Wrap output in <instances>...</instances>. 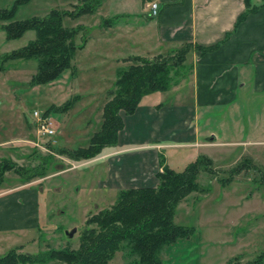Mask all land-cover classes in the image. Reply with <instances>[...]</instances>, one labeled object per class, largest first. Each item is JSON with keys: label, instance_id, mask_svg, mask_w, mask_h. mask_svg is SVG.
I'll use <instances>...</instances> for the list:
<instances>
[{"label": "rangeland", "instance_id": "obj_1", "mask_svg": "<svg viewBox=\"0 0 264 264\" xmlns=\"http://www.w3.org/2000/svg\"><path fill=\"white\" fill-rule=\"evenodd\" d=\"M12 1L0 0V7L9 6ZM82 1L30 0L19 5L15 17L43 15L52 7L73 9ZM124 1L130 5L131 0ZM101 2L92 13L63 19V23L68 26L82 25L76 36L77 43L82 41L83 36L90 38L89 44L78 48L74 54L72 62L76 72L73 75L66 71L59 79L48 84H34L31 83V76L36 70L35 59L14 58L1 63L0 167L6 160L12 166L0 174V191L9 190L14 185L23 189H38V219L41 229L32 227L23 234L18 231L1 232L0 253L14 246L18 247L19 252L64 247L76 249L80 242V230L85 226L86 219L91 213L109 207L117 196L118 189L107 184L108 163L105 164L107 158L115 154L116 144L104 147L103 154L89 159H74L67 153L50 149L47 144L50 140L54 146L71 148L88 144L89 137L99 129L102 121L103 105L108 99L107 90L113 84L116 68L130 62L125 59L127 56L116 60L110 58L137 52L129 45L119 47L115 53L111 48L107 53L100 48L96 41L98 25L105 19L104 16H108L105 20L109 22L112 14L105 12L110 7L109 2ZM119 19L129 21V24H135L138 20L135 14H123ZM34 35L35 31L28 29L21 36L8 39L0 28V55L26 44ZM142 56L153 58L156 55ZM159 91L161 90L149 92L142 100L153 101L161 97L166 103L178 101L173 91ZM76 94L79 97L68 110L48 112L54 119L55 132L48 136L38 135L32 110L36 108L42 111L50 103L60 107ZM227 109L213 106L210 109L212 116L203 117L204 126L211 125L215 130L221 131V139L231 138V133H223L227 127L245 123L243 115L235 116L229 113L232 110ZM241 150V145L225 144L206 149L198 148L196 152L183 145H172L163 150L161 156L176 169H183L190 161L195 160L196 154L214 155L223 160V163L214 161L213 174L200 171L197 180L206 188L205 192L201 189L194 190L177 209L175 220L178 223L195 225L199 230V241L189 251V258L193 262L225 264L231 256L238 253H242L239 254L242 260H247L264 249V233L260 239L257 238L258 232L250 233L248 239L252 244L258 239L254 243L255 247H248L249 242L244 240L247 238L243 239L247 242L244 244L240 238L250 226L258 227L261 222L264 223L262 171L251 167L236 174L235 179L230 182L222 179L228 176L227 170L235 165L234 160ZM43 161L45 174L23 182L25 173L31 172L34 166H40ZM256 163L261 169L264 168L262 164L257 161ZM17 167L26 170L21 174L15 171ZM240 214L245 215L240 218ZM228 215L235 220L229 219ZM72 227H76V230L69 236L68 231ZM129 260L123 250H117L107 264H128ZM183 263L179 258L176 264ZM29 264H52V260Z\"/></svg>", "mask_w": 264, "mask_h": 264}, {"label": "crops", "instance_id": "obj_2", "mask_svg": "<svg viewBox=\"0 0 264 264\" xmlns=\"http://www.w3.org/2000/svg\"><path fill=\"white\" fill-rule=\"evenodd\" d=\"M101 1L109 2L105 12L112 13L109 22L105 20L108 16H104L98 25L96 41L103 52L111 48L115 53L119 47L129 45L137 51L133 54L157 55L186 41L204 45L219 42L216 48L205 52L194 48L189 55L191 70L177 84L159 91H173L177 102L166 103L161 97L143 101L147 93L133 113L123 115L115 154L105 162L107 184L118 190L157 185L156 172L164 165L171 166L161 155L165 147L172 145L188 146L195 152L220 144L241 145L240 155L234 161L243 155L264 166V5L245 13L239 21L247 10L246 0H131L130 5L124 0ZM153 1L158 2L157 14L150 12L149 4ZM249 1L257 5L263 0ZM123 14H135L138 20L135 24L121 21L119 16ZM89 40L86 38L85 47ZM213 106L226 107L232 110L229 113L245 117L242 125L223 131L231 133L230 139H221V131L204 126L203 117L212 116ZM210 156L216 163H223L217 156ZM22 189L14 185L0 191V234H23L39 225L38 189ZM251 232H258L257 238H261L264 223L250 226L240 235L243 244L249 242L248 247H255L258 239L252 244L248 239ZM198 233L197 227L190 237L171 243L163 264H176L179 258L183 264H198L189 258V251L199 241ZM239 254L242 253L236 255Z\"/></svg>", "mask_w": 264, "mask_h": 264}, {"label": "trees", "instance_id": "obj_3", "mask_svg": "<svg viewBox=\"0 0 264 264\" xmlns=\"http://www.w3.org/2000/svg\"><path fill=\"white\" fill-rule=\"evenodd\" d=\"M28 1L13 0L9 6L0 7V28L6 38L19 37L28 29L35 31L34 37L26 44L0 55V68H3L1 63L8 59L32 58L36 60V70L31 76V83L48 84L59 79L66 71L73 75L76 72L72 62L74 54L78 48L84 47L87 37L83 36L82 41L77 43L76 36L82 25L68 26L63 23V19L94 12L101 0H83L73 9L52 7L43 15L16 18L19 5ZM246 3L247 10L240 15L239 21L245 13L264 5V0L257 5L250 4L249 0ZM218 44L204 45L186 41L153 58L138 54L127 56L125 59L130 62L115 70V79L107 90L108 99L103 105L102 121L99 129L89 137L88 144L71 148L54 146L50 140L47 143L50 149L67 153L74 159H89L101 154L105 146L117 143L118 131L124 124L123 115L133 113L143 95L166 90L177 84L192 68L189 55L194 48L205 52L216 48ZM78 97V94L74 95L60 107L50 103L42 111L48 114L51 110H68ZM213 165L214 160L208 154H200L183 169L164 165L156 172L157 185L120 188L109 207L91 213L80 230V242L76 249L64 247L19 252L18 247L14 246L0 253V264L42 263L50 260L52 264H107L117 250H123L130 258L128 264H163L171 243L196 232L195 225L178 223L175 216L179 204L190 193L200 189L205 192L206 188L197 180L198 175L201 170L213 174ZM11 166L9 161H3L0 174ZM251 167L262 171L264 183V168L261 169L248 157L238 159L227 170L228 176L222 179L230 182L236 174ZM25 170L19 167L15 169L21 174ZM45 172L43 161L40 166L36 165L31 172L25 173L23 182L44 175ZM225 264H264V250L247 260H242L241 255H235Z\"/></svg>", "mask_w": 264, "mask_h": 264}, {"label": "built area", "instance_id": "obj_4", "mask_svg": "<svg viewBox=\"0 0 264 264\" xmlns=\"http://www.w3.org/2000/svg\"><path fill=\"white\" fill-rule=\"evenodd\" d=\"M149 6L150 12H152V14L158 13L157 1H153L149 4ZM32 114L35 119L38 135L40 134L48 136L55 132L54 119L50 115H48L47 113H43V111L36 108L32 110Z\"/></svg>", "mask_w": 264, "mask_h": 264}, {"label": "water", "instance_id": "obj_5", "mask_svg": "<svg viewBox=\"0 0 264 264\" xmlns=\"http://www.w3.org/2000/svg\"><path fill=\"white\" fill-rule=\"evenodd\" d=\"M75 230H76V227H72V228L68 231V235L71 236Z\"/></svg>", "mask_w": 264, "mask_h": 264}]
</instances>
